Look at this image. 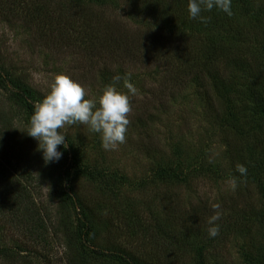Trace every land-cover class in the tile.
Instances as JSON below:
<instances>
[{
	"label": "rangeland",
	"instance_id": "rangeland-1",
	"mask_svg": "<svg viewBox=\"0 0 264 264\" xmlns=\"http://www.w3.org/2000/svg\"><path fill=\"white\" fill-rule=\"evenodd\" d=\"M149 2L46 0L44 7L53 9L58 21L62 10L73 15L70 29L67 21L64 27L51 23L53 37L20 17H0V72L28 89L31 102L48 93L55 75L64 74L84 89L86 99H95L105 85L114 83L130 105L124 143L107 150L100 134L84 124L58 129L67 147L57 146L62 152L57 162L45 164L33 138L35 148L24 144L34 159L30 176L20 177V182L37 200L35 208L44 223L41 239L27 233L32 225L16 220V212L4 213L0 199V247L23 251L31 264H68L74 254L88 264H121L109 252L123 253L134 264H262L264 196L256 183L236 172L237 151L253 163L257 158L251 153L259 154L261 147L243 131L241 137L236 135L233 119L235 114L245 118L238 109L247 101L236 97L242 93L247 99L245 79L256 74L258 84L264 85V0H244L247 6L239 0L233 3L228 19L235 37L228 30L221 33L217 45L223 48H212V54L206 48L211 33L189 18L187 2L162 16ZM183 8L185 12L177 10ZM221 53L228 55V62ZM226 63L236 71V64H248L250 70L232 85L228 103L224 95L221 100L215 96L207 73L225 71ZM116 75L121 79L114 82ZM10 93L0 87V126L5 123L9 135L21 140L30 117ZM228 106L234 115L227 113ZM67 153L87 171L69 164ZM40 159L45 175L37 174ZM160 168H172L181 177L165 180L158 176ZM16 169L14 174H24L21 164ZM63 176L66 192L78 203H67L72 233L80 216L90 228L86 241L75 247L54 225L58 204L51 196L64 188ZM261 177L264 184V173ZM217 203L219 232L209 237L207 221ZM3 260L0 257V264H6Z\"/></svg>",
	"mask_w": 264,
	"mask_h": 264
},
{
	"label": "trees",
	"instance_id": "trees-1",
	"mask_svg": "<svg viewBox=\"0 0 264 264\" xmlns=\"http://www.w3.org/2000/svg\"><path fill=\"white\" fill-rule=\"evenodd\" d=\"M74 1L76 3H80L81 0H70ZM150 1L149 4L154 6L153 9L161 16L163 14H170L171 11L176 12L175 6H178L181 1L188 2V0H148ZM46 3V0H0V17L5 16V13L8 15H12L17 17H20V19L23 20L25 24L28 23L29 26H35L39 32H43L47 34L50 37L54 36V32L51 26L52 22L57 23L58 26L64 27V22L67 21V28L70 29L72 27V22L70 19L73 15H70V12L63 11V15H61L59 18L62 19V21H58L59 19L53 18L52 13L53 9H50V7H44L45 5L42 3ZM239 2H243L244 6H247L244 0H239ZM233 3H236V0H231V8L233 7ZM60 6L58 3H54ZM249 6V5H248ZM52 10V11H51ZM181 10L180 12H185L186 9H177ZM244 12L246 14H250L249 8L245 7L243 8ZM71 11V10H69ZM154 11V12H155ZM183 15V14H182ZM201 16L205 18L204 22H201L199 19H196V23L201 28H207L208 33H211V43L207 41V51L212 54L214 50L212 48H215V50H218L219 48L222 49V46L217 45L218 42H220V34L223 32H226L228 30V33L231 34V36L234 38L236 31H233L231 29V23L228 18L230 16L226 15L222 11L218 9H213L212 11H202ZM176 19V18H174ZM180 20V19H179ZM195 20V19H194ZM88 21V20H87ZM86 21V22H87ZM63 22V24L61 23ZM42 27H45L46 30H43ZM215 33V36L213 35ZM42 38L44 37V34L41 35ZM60 36V34H57V37ZM61 39L60 37H58ZM69 41V39H67ZM216 44L214 47L213 45ZM223 59L225 62L229 61L228 55L221 53ZM227 67H224L225 71L223 72L213 70L212 72L209 70L208 73V83L211 85V90L215 94V96L219 97V99H222V96L224 95L227 97V103L229 101L228 97L231 93L232 85L235 83L237 84V79L240 80L244 73L247 71H250L247 69L248 64H236L239 66V70H235L233 66L230 63H226ZM230 65L231 67H229ZM211 66V63H210ZM212 70V69H211ZM254 71V70H253ZM240 74L241 77L238 75ZM257 76L256 74L252 75L249 78H246L245 80L249 81V86L244 88V96L247 97L244 98L243 96H240L241 94L237 95L236 97H241L244 101H247V104L243 105L242 110L238 109V112L242 115H245L244 117H241L238 119L234 111L229 108L228 106V114L234 115V122L233 125L238 127L237 130L235 129V134L239 137L242 136L240 132L243 131V135L245 138L250 140L251 142L256 143V145H260V153L254 154L256 156L257 161L250 162L247 161L245 158L244 153L241 155L240 151L238 150L237 153L240 155L238 156V163L237 165H243L247 169V173L244 176H241L240 173L237 171V177L244 178L248 177L250 178L254 183L260 187L261 194L264 196V184L262 183V177L261 174L264 173V85L262 83L257 82ZM207 79V78H206ZM16 80H11L10 76L7 74H2L0 72V87L1 88H7V91L9 90L11 95L17 97V103L19 106H21L26 114L29 115V117L32 114L33 111V105L34 103L31 102L29 99L28 89L22 88V86L15 82ZM231 85V86H230ZM12 89H14L11 91ZM223 92V93H222ZM30 94V93H28ZM228 95V96H227ZM237 113V112H236ZM6 124L4 123L2 126H0V181L2 182L0 185V199H3L4 201V207L3 212L10 213L11 211L16 212V220H18L20 223L25 224H31V228L29 225V230L27 233L30 235H39L38 238L35 239H41L40 238V230L43 229L44 223L43 218L39 217V212H37L35 206L37 203V200L32 198L28 195V192L26 188H23L20 182V177L30 176L29 169L32 168V161L34 158H32V153L29 151H25V143L27 145H30L32 149L35 148V143L32 140V137L27 135V132L24 133V135L19 139H15L16 137H13L12 135H9V128L5 127ZM234 134V135H235ZM236 136V138H239ZM242 140V139H241ZM39 155V154H36ZM67 160L69 161V164H72L76 167V169H79L83 173L87 170L85 167L81 166L79 164V161L75 156L71 153H67ZM13 162H12V161ZM10 161L12 164L9 165ZM6 163L9 168H12L15 173L18 172L16 169V166L19 164L23 167V175L20 174H11L9 172V169L6 170L5 167H3L2 163ZM41 169L37 174L45 175L46 173L43 171V160L40 159ZM161 172L158 174V176L163 177V179H180V175L177 171L174 169H165L160 168ZM26 171V172H25ZM181 173V171H180ZM39 181L44 184L45 179L39 178ZM51 181V180H50ZM60 183H62V189L57 190L53 193L51 196L52 199L55 200V202L58 204V210H57V216L54 219V225L57 223V226L61 227V232L63 235L68 237V245H82L84 240L89 236V226L86 221V219L82 216L77 217L76 219V225H75V232L72 233L70 229V223H69V215L67 212V205L71 204L73 207L77 206V202L73 200V198L66 192L65 188L68 189V181L67 176H63L60 180ZM61 186V184H60ZM68 203V204H67ZM1 205V203H0ZM1 212V211H0ZM57 220V222H56ZM51 223V221L49 220ZM52 228H54L52 226ZM43 235V233H42ZM34 237V236H33ZM34 239V240H35ZM75 247V246H74ZM18 250V249H17ZM263 256L264 253L262 252ZM107 255L116 258L118 262L121 264H134L133 262L129 261L125 258L123 253L118 252H109ZM197 255L200 258V252L197 251ZM0 257H2L6 262V264H31L29 262V259L25 257L23 254V251L18 250L17 252H14L10 248H4L0 247ZM68 264H88L87 261H85V258L81 254H74L72 259L68 262ZM262 264H264V257L262 260Z\"/></svg>",
	"mask_w": 264,
	"mask_h": 264
},
{
	"label": "clouds",
	"instance_id": "clouds-1",
	"mask_svg": "<svg viewBox=\"0 0 264 264\" xmlns=\"http://www.w3.org/2000/svg\"><path fill=\"white\" fill-rule=\"evenodd\" d=\"M218 9L228 16L232 15L231 0H188L187 11L190 19L205 18L202 11ZM121 77L116 75L113 81H119ZM130 93H135L131 83H126ZM130 112L129 99L113 84L105 85L95 99H86L84 89L71 78L64 74L54 76L49 84L48 93L33 105V111L29 118L27 135L37 142V149L42 153L45 164L59 161L62 152L57 146L66 148L65 137L58 129L66 125L84 124L91 132L101 136L102 146L107 150L116 144L125 141V132L129 123L127 114ZM237 171L241 176L246 175L247 169L243 165H237ZM233 190L236 181H231ZM214 214L208 218V235L216 237L219 226L216 221L220 218L218 209L220 205L213 204Z\"/></svg>",
	"mask_w": 264,
	"mask_h": 264
}]
</instances>
